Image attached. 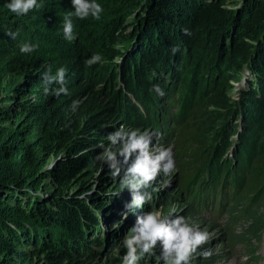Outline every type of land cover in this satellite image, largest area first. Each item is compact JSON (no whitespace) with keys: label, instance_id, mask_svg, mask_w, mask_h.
<instances>
[{"label":"trees","instance_id":"trees-1","mask_svg":"<svg viewBox=\"0 0 264 264\" xmlns=\"http://www.w3.org/2000/svg\"><path fill=\"white\" fill-rule=\"evenodd\" d=\"M6 1L0 60L18 63L0 99V264L102 256L113 176L95 158L117 119L175 142L190 210L253 216L245 244L264 231V0H97L101 19L73 17L71 42L61 27L71 0H38L24 16ZM23 43L35 51L21 53ZM93 53L103 59L86 67ZM59 67L69 95L45 96L42 75Z\"/></svg>","mask_w":264,"mask_h":264},{"label":"clouds","instance_id":"clouds-1","mask_svg":"<svg viewBox=\"0 0 264 264\" xmlns=\"http://www.w3.org/2000/svg\"><path fill=\"white\" fill-rule=\"evenodd\" d=\"M71 3L74 11L68 12L61 21L64 39L69 42L76 38L73 17L79 20H87L91 17L98 21L104 11L97 0H71ZM38 7V0H9L6 4V8L17 16L27 15ZM7 34L12 39H16L19 30L9 31ZM185 34H188L187 30ZM35 48V45L23 43L20 45V52L27 55L35 51ZM176 51L178 49L174 48L173 52ZM102 59L99 53H93L84 63L86 67H91L100 63ZM65 77L64 67L57 68L55 74L49 68L42 75L43 94L69 95ZM153 90L161 96L164 95L158 84L153 85L150 91ZM78 106L79 102L73 101L70 107L75 112ZM106 139L110 147L105 148L101 143L100 147L104 150L95 159L102 166L106 164L114 178L120 177L121 188L131 193V200L124 206L127 210L124 213L126 219L128 212L143 208L151 199V194L146 189L151 187L157 176L161 173L169 175L174 171L173 151L171 146L154 147L152 135L135 128L126 130L121 127L109 133ZM208 240L209 233L201 230L198 225L190 223V218L174 215L170 219L161 211L152 209L138 215L135 224L120 241L119 246L125 249L121 264H139L144 256L154 254L157 247L160 249L157 264L160 260L163 264H190L193 254ZM212 254L211 249L200 252L204 259H210Z\"/></svg>","mask_w":264,"mask_h":264},{"label":"rangeland","instance_id":"rangeland-1","mask_svg":"<svg viewBox=\"0 0 264 264\" xmlns=\"http://www.w3.org/2000/svg\"><path fill=\"white\" fill-rule=\"evenodd\" d=\"M232 5L233 4L230 3L226 8L231 10L234 8ZM17 63V61L0 60V80L5 79L3 88L1 89L2 93L0 92V99L6 97L8 91L11 93L13 89L10 88L12 85L9 81L11 79V74L16 69ZM247 86L248 84L243 85V83H234L233 97L235 98L239 91L246 89ZM119 121L118 119L117 121H113V123L117 125L116 130L121 127L124 128V123H120ZM125 129L127 130L130 128L127 127ZM150 134L152 135V145L154 147L156 145L172 147L175 161L174 171L169 175H164L163 173L158 175L152 182L151 187L146 189V191L151 194V199L143 208H137L134 212H128L126 219L124 213L127 210L124 206L131 200V193L127 189L121 188L120 185L118 189H114L116 186L114 185V177H112L111 184L106 187L108 189L106 193L108 208L111 209L109 212L112 213L110 215H105L107 220L105 226L106 231L100 235L101 240L105 239L107 244L98 248V251L102 252V256L93 264H121V258L125 253V249L119 246L120 241L128 234L130 228L135 224L137 216L142 212L152 209L161 211L165 217L170 219L173 218L174 215H183L186 218H190V223L198 225L201 230H206L209 233L208 242L197 249L196 253H194L191 258L190 264H264V234L258 236L256 240L250 237V242L246 244L242 239L244 235L250 232L253 216H247L241 221H237L234 219L233 215L230 214V209L223 211L222 214L219 213L217 208L214 209V212L209 209L205 211L198 210L196 212L190 210V201L185 199L182 193L184 188L181 185H183L182 178L185 175V170L181 165V159L179 158L180 153L175 146V142L164 143L162 139L155 134ZM59 158L60 156L52 159L50 166L56 163ZM121 175H123V173H121ZM172 198L173 201L169 206L163 204L166 202V199ZM235 215L237 216L239 213L236 212ZM252 243L257 247L254 253H252L253 246L250 245ZM205 249L212 250L213 254L210 259H204L200 255V252ZM255 254L261 256L257 261L254 257ZM159 255L160 249L157 247L154 250V254L144 256L139 264H157ZM159 264H163V261L160 260Z\"/></svg>","mask_w":264,"mask_h":264},{"label":"bare ground","instance_id":"bare-ground-1","mask_svg":"<svg viewBox=\"0 0 264 264\" xmlns=\"http://www.w3.org/2000/svg\"><path fill=\"white\" fill-rule=\"evenodd\" d=\"M204 185V184H203ZM164 192V191H163ZM164 193H166V192H164ZM234 264H236V263H234Z\"/></svg>","mask_w":264,"mask_h":264},{"label":"water","instance_id":"water-1","mask_svg":"<svg viewBox=\"0 0 264 264\" xmlns=\"http://www.w3.org/2000/svg\"><path fill=\"white\" fill-rule=\"evenodd\" d=\"M245 83V80L243 81V84Z\"/></svg>","mask_w":264,"mask_h":264}]
</instances>
